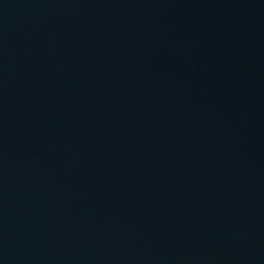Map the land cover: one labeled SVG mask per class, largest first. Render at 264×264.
Listing matches in <instances>:
<instances>
[{"label": "water", "instance_id": "1", "mask_svg": "<svg viewBox=\"0 0 264 264\" xmlns=\"http://www.w3.org/2000/svg\"><path fill=\"white\" fill-rule=\"evenodd\" d=\"M0 264H264V0H0Z\"/></svg>", "mask_w": 264, "mask_h": 264}]
</instances>
